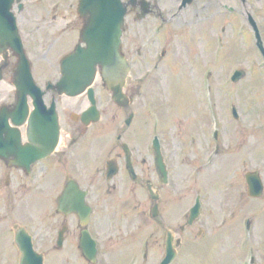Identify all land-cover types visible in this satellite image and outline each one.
Masks as SVG:
<instances>
[{
	"label": "flooded vegetation",
	"instance_id": "1",
	"mask_svg": "<svg viewBox=\"0 0 264 264\" xmlns=\"http://www.w3.org/2000/svg\"><path fill=\"white\" fill-rule=\"evenodd\" d=\"M72 1L66 0L68 6L64 9H45L39 8V0H3L0 8V106L11 109L17 103L14 80L20 76L15 73L20 59L16 50L19 39L37 82L39 59L45 58L51 47L64 45L68 47L67 53L79 42L85 20L78 3ZM153 1L155 7L144 18H139V8L134 6L126 17L124 45L128 36L131 39V47L125 48L130 62L125 88L128 106L114 102L111 91L103 86L96 92L98 120L87 126L81 119L90 102L87 93L71 97L49 90L44 100L48 107L55 100L61 126L56 148L44 154L51 140L46 135L45 142L35 147L34 155H43L35 161L12 165L10 159L0 155V256L3 252L7 255L5 264H38L37 257L22 247L25 232L31 235L33 248L42 256L43 264H158L165 252L168 230L174 233L175 242L182 238L185 230L182 224L174 229L167 225V218L180 222L174 211V218L171 212L167 214L172 204H167V198L178 196V161H184L188 153L178 140L181 137L172 135L163 123L159 87L161 79H174L179 72L177 61L182 52L179 26L171 30L178 42L175 45L172 41V50L164 40L170 44L166 32L169 26L180 22L181 10L170 11L167 16L162 0ZM168 55L170 60H175L173 66L167 61ZM59 76L60 72L53 80ZM49 80L46 78L42 86ZM26 101L29 111H34L32 93H26ZM127 117H131L130 123L122 126ZM120 121L122 124L114 136L113 130ZM136 124L147 131L146 136L134 133ZM18 128L23 145L29 140L27 122ZM89 132L92 135L87 137ZM176 144H180L179 151L173 152ZM156 151L162 160V170L157 166ZM207 165L202 163V167ZM150 188L154 189L157 200L152 198ZM65 189L66 197L61 205L60 197ZM195 194L191 205L198 197L205 200L197 188ZM241 198L239 194L235 206ZM249 198L254 203L262 200V207L247 209L245 206V213L237 218L235 235L231 237L225 232L230 238L228 242L224 240L225 250H240L232 259L228 258L227 264H264V231L259 226L261 216L258 215L264 208L261 199L264 197ZM72 199L79 204L77 210H71ZM82 200L85 213L80 206ZM154 207L155 214H152ZM228 214L237 215L234 211ZM225 220L226 217L223 223ZM230 223L232 221L227 225ZM92 240L97 250L93 256ZM241 243L245 245L242 250ZM8 244L14 246L5 248ZM25 254L29 256L24 257ZM177 257L180 264L181 248Z\"/></svg>",
	"mask_w": 264,
	"mask_h": 264
},
{
	"label": "rangeland",
	"instance_id": "2",
	"mask_svg": "<svg viewBox=\"0 0 264 264\" xmlns=\"http://www.w3.org/2000/svg\"><path fill=\"white\" fill-rule=\"evenodd\" d=\"M59 1L61 3L58 5ZM253 1L256 7L251 5ZM161 2L167 9V16L170 11L179 10L176 0ZM67 6L66 0L39 2V8L45 9H64ZM249 13H256L254 17L260 25L264 40V0H193V3L181 9V16H178L180 22L169 26L166 32V39L170 44L165 40L164 43L171 48L173 40L175 45L178 43L174 39V31L171 30L179 26L182 52L177 61L178 75L171 82L168 79L164 84L162 82L161 106L167 110L163 118L170 124L168 129L181 137L178 140L182 141V146H187L186 150L184 146L183 149L188 153L184 161H178V196L167 198V204L172 203L167 214L171 212L170 216L173 217L174 211L180 222L167 218L168 227L174 229V226L186 224V216L196 195V188L206 200L200 219L183 231L184 246L180 264H224L227 252L222 250L223 238H230L223 235L225 232L231 237L235 235L239 214L245 213V206L247 209L262 207V200L255 203L250 201L245 193L244 179L246 171L254 169H260L264 179V61L254 43ZM240 29H246V32H238ZM124 46L127 50L131 47L129 36ZM67 49L64 45H55L50 48L45 58L39 59L40 82L46 76H57L58 59ZM167 61H170L171 66L174 65L175 60H170L169 55ZM46 64L49 67L44 69ZM237 68H243L246 73L241 80L234 83L230 77ZM210 69L212 76L207 80L206 72L209 73ZM95 87L100 91L103 87L100 76ZM233 105L238 109L239 119L233 117ZM207 110L211 115L210 120ZM180 116L183 126L180 125ZM214 123L219 128L220 138L214 140L213 145L206 149L203 132L208 131ZM121 124L122 121L113 130L114 136ZM196 132L203 141L198 139L196 143L189 142L188 135ZM134 133L147 135V131L140 124H136ZM204 138L211 140L209 136ZM223 141L226 142L225 145ZM180 144L173 146V152L179 151ZM213 149L220 151L219 159L213 158ZM202 163L208 165L202 167ZM171 187L170 184L168 193ZM239 194L242 198L239 205L235 206ZM173 204L175 208L172 209ZM232 211L236 212V217L228 214ZM258 215L261 216L259 226L264 231V209ZM211 228L209 239L207 233ZM201 229L203 234L199 236ZM238 232L242 234L241 230ZM8 245L5 248L14 246ZM228 255L230 259L233 258V252L229 251ZM6 257L3 252L0 264H5Z\"/></svg>",
	"mask_w": 264,
	"mask_h": 264
},
{
	"label": "water",
	"instance_id": "3",
	"mask_svg": "<svg viewBox=\"0 0 264 264\" xmlns=\"http://www.w3.org/2000/svg\"><path fill=\"white\" fill-rule=\"evenodd\" d=\"M81 14L86 18V25L82 32V40L85 46H78L76 50L66 56L62 61L63 77L57 82L56 87L61 92L76 95L90 88V95L93 96L90 85L93 83L98 67L101 68L103 81L113 90L114 99L124 104L126 95L123 86L128 74L129 65L121 49V35L126 14V4L121 0H81ZM261 45V44H260ZM27 63V62H26ZM28 64V63H27ZM24 64V71L29 70ZM244 71L238 70L234 79H239ZM95 110V106L89 109ZM234 112L236 113L235 109ZM85 122L88 123L93 114L86 112ZM54 138L58 136L59 125L52 126ZM14 152V149H11ZM248 180L251 188L260 186V178L257 173H248ZM199 206L192 209L190 222L198 214ZM167 258L162 264H168L174 255L171 244V236L168 243Z\"/></svg>",
	"mask_w": 264,
	"mask_h": 264
}]
</instances>
